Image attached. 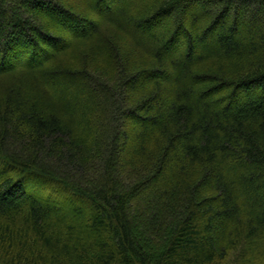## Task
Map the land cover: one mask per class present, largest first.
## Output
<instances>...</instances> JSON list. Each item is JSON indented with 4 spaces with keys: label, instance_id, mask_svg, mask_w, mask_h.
Returning <instances> with one entry per match:
<instances>
[{
    "label": "trees",
    "instance_id": "trees-1",
    "mask_svg": "<svg viewBox=\"0 0 264 264\" xmlns=\"http://www.w3.org/2000/svg\"><path fill=\"white\" fill-rule=\"evenodd\" d=\"M0 264H264V0H0Z\"/></svg>",
    "mask_w": 264,
    "mask_h": 264
},
{
    "label": "rangeland",
    "instance_id": "rangeland-1",
    "mask_svg": "<svg viewBox=\"0 0 264 264\" xmlns=\"http://www.w3.org/2000/svg\"><path fill=\"white\" fill-rule=\"evenodd\" d=\"M202 4H204V2H202ZM135 32H137L139 34L138 30H136ZM82 88L88 94L93 95V96H90V98L88 96V98H86L87 100L82 102V109L85 111V108H93L95 106L94 110H98L101 112V114H98L99 115L98 117L103 118L100 121V123L103 122L102 127H104L106 125L104 121H109V119H110V112H111V108H112L111 107L112 104H111L110 100L107 99V97L102 92L101 93L99 92V90H98L99 88L96 89L95 86H93L92 84H89V83L84 84L82 86ZM126 107H127V105H126ZM70 111H71L70 114L72 115L73 112H72V110H70ZM100 112H98V113H100ZM96 113H97V111H96ZM85 115H87V114H85V112L82 111V112L78 113V116H81V117L75 118L74 120L72 119L73 124H74V128L76 129V131L82 130L80 127V124H83V125L86 124L85 120H84ZM94 124H95V122H94ZM124 125H125V123L122 122V124H121L122 128ZM91 132H92V130H91V128H89L88 133L86 135L87 136L86 139L89 138ZM115 144L120 149L119 153H123V148L121 149V146H120V144H122V143H121V138L119 137V134H118V141H116ZM122 157H123V159H125L124 156H122ZM55 188L56 187L54 185L50 184V185H47L46 187H43V188L39 187L37 189V192H38V194H40L43 197H46V196L50 197L53 200V202L55 203V206L57 207V209H59V210L61 208L64 209L65 205H67V201L69 200V198L64 196V194L62 192L55 191ZM33 190L36 191V186H35V189H33Z\"/></svg>",
    "mask_w": 264,
    "mask_h": 264
}]
</instances>
